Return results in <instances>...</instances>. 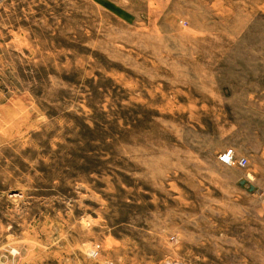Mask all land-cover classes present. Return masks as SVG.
Returning <instances> with one entry per match:
<instances>
[{
    "label": "rangeland",
    "instance_id": "374dc122",
    "mask_svg": "<svg viewBox=\"0 0 264 264\" xmlns=\"http://www.w3.org/2000/svg\"><path fill=\"white\" fill-rule=\"evenodd\" d=\"M256 99L264 0H0V264H264Z\"/></svg>",
    "mask_w": 264,
    "mask_h": 264
},
{
    "label": "crops",
    "instance_id": "0c3cea01",
    "mask_svg": "<svg viewBox=\"0 0 264 264\" xmlns=\"http://www.w3.org/2000/svg\"><path fill=\"white\" fill-rule=\"evenodd\" d=\"M241 107L248 110L244 113L248 121L243 118L233 125L232 149L239 158L248 160L255 171L264 172V100L242 102Z\"/></svg>",
    "mask_w": 264,
    "mask_h": 264
},
{
    "label": "built area",
    "instance_id": "2783aa9c",
    "mask_svg": "<svg viewBox=\"0 0 264 264\" xmlns=\"http://www.w3.org/2000/svg\"><path fill=\"white\" fill-rule=\"evenodd\" d=\"M219 162L227 167H248V160L239 158L234 149H228L219 156ZM261 197L264 198V187L260 191Z\"/></svg>",
    "mask_w": 264,
    "mask_h": 264
},
{
    "label": "water",
    "instance_id": "95a60500",
    "mask_svg": "<svg viewBox=\"0 0 264 264\" xmlns=\"http://www.w3.org/2000/svg\"><path fill=\"white\" fill-rule=\"evenodd\" d=\"M246 184H247L246 181H242V182H241V185H242V186H244V185H246ZM250 191H251V192H254V191H255V187L251 186V187H250Z\"/></svg>",
    "mask_w": 264,
    "mask_h": 264
},
{
    "label": "bare ground",
    "instance_id": "6f19581e",
    "mask_svg": "<svg viewBox=\"0 0 264 264\" xmlns=\"http://www.w3.org/2000/svg\"><path fill=\"white\" fill-rule=\"evenodd\" d=\"M224 153V152H223ZM247 183V182H246ZM251 187V186H250ZM254 187V186H253Z\"/></svg>",
    "mask_w": 264,
    "mask_h": 264
}]
</instances>
